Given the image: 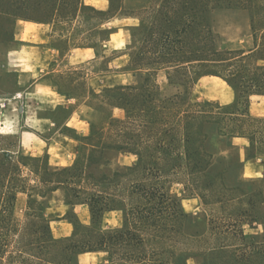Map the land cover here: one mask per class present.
<instances>
[{"label":"trees","instance_id":"trees-1","mask_svg":"<svg viewBox=\"0 0 264 264\" xmlns=\"http://www.w3.org/2000/svg\"><path fill=\"white\" fill-rule=\"evenodd\" d=\"M223 7L250 12L255 48L220 46L212 23ZM117 16L139 20L127 44L135 79L95 94L97 117L80 151L85 160L52 168L46 158L0 153V264H82L79 254L90 251H105L110 264H264V232L261 239L246 233V226L264 225L255 216L264 205V179L244 177L234 144L246 137V156L264 159V117L250 113L252 96L264 95V0H109L106 10L84 0H0L7 50L18 20L53 24L54 45L64 51L98 48ZM74 23L93 25L95 33L81 37ZM162 70L173 93L158 80ZM206 75L225 80L234 101H194V85ZM114 150L136 161L111 172L93 169ZM25 168L39 181L32 183ZM177 184L212 206L202 230L192 229L198 219L185 210ZM60 188L68 202L87 203L93 217L90 225L75 220L65 238L53 235L45 214L46 198ZM20 192L29 197L23 219L15 213ZM110 210L122 212L121 226L104 227Z\"/></svg>","mask_w":264,"mask_h":264},{"label":"crops","instance_id":"crops-1","mask_svg":"<svg viewBox=\"0 0 264 264\" xmlns=\"http://www.w3.org/2000/svg\"><path fill=\"white\" fill-rule=\"evenodd\" d=\"M84 2L100 10L109 7V0ZM117 22L123 24L120 26ZM138 23L136 17H114L106 23V27L113 30L110 38L98 48L71 45L62 51L54 45L56 35L53 24L18 20L15 41L6 50L0 66V138H12L14 144L0 146V153L7 152L14 160L20 154L46 158L52 168L73 165L90 132L88 116L92 113L95 94H100L106 87L133 82L134 76L127 70V44L131 27ZM212 27L222 48L249 51L256 46L251 17L244 9L217 12ZM12 78L14 81L10 85L6 83ZM164 86L169 88L167 82ZM197 87L200 88V99L221 104L232 103L235 99L233 88L218 76L206 75L197 81L192 94L194 101H197ZM115 110H119L117 116L124 113L119 108ZM250 113L255 117H264V95L252 96ZM234 141L241 143L244 177L264 179V159L246 156L248 138L236 137ZM123 155L125 158L129 155L133 157V161L125 165L136 161L133 154ZM26 174L31 177L32 183L39 181L28 168H25ZM63 190L57 189L45 200V214L56 238L71 236L77 219L85 225L93 222L90 206L68 202L66 194H62ZM28 198L26 192L17 196L15 213L20 219L25 216ZM122 221L120 210L106 211L103 215L106 228L119 227ZM249 229L253 235H262L264 225L256 222ZM78 260L82 264H110L105 251L80 253ZM187 264L197 263L190 259Z\"/></svg>","mask_w":264,"mask_h":264},{"label":"rangeland","instance_id":"rangeland-1","mask_svg":"<svg viewBox=\"0 0 264 264\" xmlns=\"http://www.w3.org/2000/svg\"><path fill=\"white\" fill-rule=\"evenodd\" d=\"M240 9H236V8H226V7H223V8H220L218 9L214 15L219 12V11H233V12H238ZM249 14L250 12L248 10H246ZM213 15V17H214ZM1 23V22H0ZM118 25H122L123 23H120V22H117ZM77 26V27H76ZM75 27V29H82L84 30V32L81 34V37L82 36H86V35H92V33L94 34L95 33V29L93 25H89V26H84L82 27L81 25H78V23H74L72 28ZM71 28V29H72ZM58 36V35H57ZM121 40V39H120ZM132 42V41H131ZM131 44V43H130ZM220 44V42H219ZM7 48H6V41L5 39H3V33L0 31V66L2 65V62L4 61V56H5V52H6ZM128 50H130L128 48ZM120 63L122 61H119ZM87 69V68H86ZM85 70V68L83 69ZM78 72V71H77ZM90 72V71H89ZM135 77H133V81H134ZM158 80L159 82L164 86L167 82V78L165 76V71L162 70L159 72L158 74ZM9 85L14 81V78L12 79H7L6 80ZM165 87V86H164ZM173 89L171 88H167L165 87V92L167 93H170L172 92ZM195 100L197 101H201V100H204V99H200L198 98V96L201 95V92H200V88L197 87L196 91H195ZM257 100V99H256ZM114 113L115 115H118L119 114V110H114ZM90 119H95L97 116H92V114L90 116H88ZM119 117H122V116H119ZM240 141H237L235 142L234 141V144H236V146L240 147L241 146V143H238ZM14 144V139L12 138H9V139H4V138H0V146H8V145H12ZM83 146V145H82ZM85 149V146L83 147V152L85 153L86 150ZM233 151L236 152L237 150L235 148H233ZM110 154V155H109ZM124 153H122V151L120 150H114V151H109L105 154V158L102 159L100 161V165H97V167H93L94 170L96 171H99V169L101 168L102 170H106V171H109L111 172L112 170H114L115 168L118 167V165H120L122 169V167L127 164V163H131L133 161V157L129 155V157H124L123 155ZM109 156V157H108ZM84 155H81L79 154L78 158L81 160L80 162H82V160L84 161L85 159L83 158ZM110 160V163H106V160ZM29 163L33 164V162L31 160H28ZM95 171V172H96ZM27 177H30L29 175L26 174ZM31 178V177H30ZM177 192L181 195L182 197V203H183V206L186 208V210L192 214H194V216H192V219L193 217H195L196 219H198L196 222H195V227L192 228L194 231L196 230H202L203 229V226L205 224V216L206 214L208 213L209 215L211 214L212 212V206L208 207L206 206L203 202H202V199L200 198L199 195L197 194H191L190 192L188 191H184V187L182 184H177L175 186ZM62 194L65 196H68V193L67 191H62ZM255 216L257 217H264V205H261L259 206L258 210L255 212ZM23 219V218H22ZM192 222V223H194ZM246 230H247V234L249 236H252V233L250 232V229H249V226H246ZM256 239H261L263 238V234L262 235H257L255 237ZM197 264H200L198 260L196 259H193Z\"/></svg>","mask_w":264,"mask_h":264}]
</instances>
